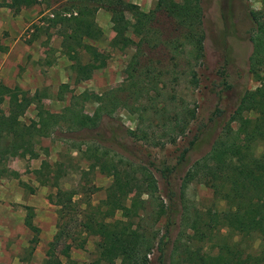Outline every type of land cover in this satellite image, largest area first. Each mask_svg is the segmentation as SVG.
<instances>
[{
    "label": "trees",
    "instance_id": "trees-1",
    "mask_svg": "<svg viewBox=\"0 0 264 264\" xmlns=\"http://www.w3.org/2000/svg\"><path fill=\"white\" fill-rule=\"evenodd\" d=\"M260 2L259 10L249 11L253 25L248 35L252 48L247 59L248 72L258 86L240 97L209 150L191 164L182 181L184 186L196 177L203 179L230 210L232 218L226 222L229 232L246 237L256 235L260 239L259 249L256 253L246 252L240 241L222 236L215 244V254L186 246L182 250L183 260L189 264H264V150H258V144L264 145V0ZM35 4H44L48 13L29 25L27 31L31 34L27 42L37 39L40 30L55 29V34L61 38L59 50L70 60L75 83L89 79L95 70L104 68L110 58L109 49L89 42L103 36V29L96 21L99 9L109 12L113 31L110 49L130 48L132 53L118 86L102 93L89 90L74 93L68 83H61L56 97L63 99L65 92H70L68 104L52 112L39 103L36 105L37 119L28 122L21 117L36 100L38 91L31 95L17 85L9 87L0 81V176L9 172L1 166L9 153L21 148L28 151L41 137L64 130L93 134L73 139L71 147L86 161L88 169L97 168L110 176L111 182L104 199L97 204L86 200L80 207L72 200L73 192L66 196L59 188L54 199L48 196L59 206V220L42 264H77L69 254L70 242L82 248L90 235L99 237L95 243L96 256L82 264H150L154 249L164 251L166 233L157 238L153 229L141 226V220L164 218L165 232H168L178 213L179 220L194 231L192 236L198 235L197 225L201 220H219L203 219L198 210L191 212L184 205L180 211L173 195L164 196L168 203L163 199L158 204L154 201L159 189L156 173L165 185H170L172 174L195 141L190 140L189 145L180 149L176 164L160 168L152 162L149 166L118 153L106 145L105 138L97 130L103 117L115 118V112L125 108L138 118L135 130L126 128L127 135L138 140L164 145L189 132L190 124L197 118V99L192 100L191 107L187 100L178 98L177 85L184 79L197 93L204 88L200 86L197 70L204 65L201 0H156L148 11L127 0H2L0 7L17 13ZM47 49L54 48L48 46ZM82 50L88 54L86 62L79 57ZM182 64L188 67L187 73L180 71ZM5 98L7 110L2 106ZM90 99L97 102L92 114L85 112L83 107ZM252 108L256 109V115L249 117L245 112ZM221 115L222 111L215 108L210 119ZM33 171L39 184L47 185L51 181L52 186L58 187L60 168L57 164L52 167L47 160H42ZM9 173L16 175V172ZM131 183L138 185L134 196H129L134 187ZM143 193L146 198L142 197ZM24 208V224L32 232L26 249L30 256L39 240L40 229L32 220L33 207L24 205ZM203 223L210 226L206 221ZM74 229L78 230L79 240L75 238ZM66 239L70 242L61 249L65 257L63 262L56 249Z\"/></svg>",
    "mask_w": 264,
    "mask_h": 264
},
{
    "label": "rangeland",
    "instance_id": "rangeland-1",
    "mask_svg": "<svg viewBox=\"0 0 264 264\" xmlns=\"http://www.w3.org/2000/svg\"><path fill=\"white\" fill-rule=\"evenodd\" d=\"M127 1L148 11L156 0ZM201 3L204 11V65L197 70L201 78L200 86L204 88L197 93V90L191 88L184 79H181L177 85L178 98L187 100L191 107L194 105L192 100L197 99V118L190 124L189 132L175 142L164 145H155L151 140H138L127 135L126 128L135 130L138 118L125 108L118 109L115 118L103 117L97 130L105 138L106 145L118 153L149 166H151L149 162H152L160 168L176 164L180 149L189 145L190 140L195 141L185 160L172 174L170 185H165L159 173H156L159 189L154 201L158 204V201L163 199L164 203H168L165 197L173 195L180 211L184 205L191 212L198 210L202 213L203 219L219 220H201L197 225L196 236H192L194 231L190 226L185 225L186 222L179 220L178 213L174 225L169 227L168 232H165L164 218L158 221L141 220V226L147 230L153 229L157 238L166 233L165 244L162 245L164 251L154 249L150 256V264H189L183 260L182 250L186 246L215 254L217 251L215 244L222 236L240 241V245L249 253H256L260 245V239L256 235L246 237L229 232L226 222L232 218L230 210L224 200L213 194L203 179L196 177L182 185L191 164L209 150L223 122L234 110L240 97L258 86L257 80L248 72L247 59L252 48L248 35L253 25L249 11L259 10L262 5L260 0H201ZM3 9L5 10L1 12L6 13H0V46L5 49L0 48V81L9 87L17 85L31 95L38 91L36 100L21 117L23 121L37 119L36 105L39 103L52 112L60 111L66 106L70 92H65L63 99L56 97L61 83H68L74 93L83 90L102 93L122 83L123 69L132 49H110L109 41L113 31L109 12L105 9H99L96 13V21L103 29V36L89 42L100 48L109 49L110 58L104 68L95 70L89 79L78 83L74 82L70 60L59 50L61 38L55 34V29L40 30L37 40L27 42L31 34L27 28L32 23L29 22L19 37L14 36V24H7L8 29H5L4 23L9 20L10 12L12 16L17 13L9 8ZM24 12H27L28 16L35 14L36 18L33 21L38 22L48 10H45L44 4H38L30 6ZM16 39L21 40L22 47L17 50L10 49L11 43ZM27 46L29 47L26 50ZM48 46H53L54 49L49 51ZM13 50L14 53H11ZM79 57L82 62L88 60V54L83 50ZM48 60L51 62L47 63ZM179 67L181 72L184 70L187 73L186 65L182 64ZM182 76L186 77L185 74ZM2 106L7 110V98L4 99ZM96 106L97 102L92 99L83 103L84 110L88 114H92ZM215 108L221 110L222 115L211 120ZM245 113L249 117H254L256 109L252 108ZM232 126L234 127L235 124ZM87 135L93 134H87L83 130L55 131L51 136L39 138L28 151L21 148L20 151L9 153L8 158L1 164L9 172H16V175L8 172L0 176V264H42L47 244L52 239L59 220L57 211L59 206L48 199L49 195L53 197L57 188L66 196L73 192L72 200L80 207L84 206L86 200L97 204L104 199L111 177L99 172L97 168L88 169L86 161L81 159L79 152L71 147L73 139ZM61 137L72 139L63 140ZM258 150H264L262 143L258 144ZM42 160H47L52 167H56L57 164L60 168L58 187L52 186L51 181L47 185L39 184L33 170L40 166ZM131 186L136 187V190L132 187L129 196H134L138 191V185L131 183ZM31 189L34 191L31 192ZM142 197L146 198L147 195L143 193ZM25 204L33 206L32 220L40 229L39 240L30 256L26 249L32 232L24 224ZM116 216H119V213ZM204 221L210 226H205ZM74 234L79 240L77 229H74ZM98 239V236H88L82 248L75 245V242L71 243L69 239L65 242L61 241L56 249L58 256L65 262L61 249L70 242V257L77 264L88 263L96 256L95 243ZM23 258L24 261L21 260Z\"/></svg>",
    "mask_w": 264,
    "mask_h": 264
},
{
    "label": "crops",
    "instance_id": "crops-1",
    "mask_svg": "<svg viewBox=\"0 0 264 264\" xmlns=\"http://www.w3.org/2000/svg\"><path fill=\"white\" fill-rule=\"evenodd\" d=\"M1 1L2 0H0V2ZM35 5H38V4H35ZM3 8H8V7H0V13H6V12H1V11L5 10ZM27 8H29V7H23L19 11V13L17 12V14L15 16H12V13L10 12L9 13V17H10L9 20L4 23V26H5L4 28L5 29H8V27L6 26L7 24H12V23L14 24V29H13L14 36L19 37L21 35V33L23 32V30L25 29V27H27V25L29 24V22H30V24L33 23L34 22L33 20H35V18H36V17H34L35 14H32L31 16H28L27 12H24ZM40 14L38 15V17L40 16ZM0 23H1V20H0ZM10 32H12V31H10ZM35 40H37V39H35ZM35 40H33L32 42H34ZM4 45H6V44H4ZM21 47H22L21 40L16 39V40H14V42L11 43L10 49L17 50L18 48H21ZM28 47L29 46H27L26 50L28 49ZM14 50L11 51V53L12 52L14 53ZM25 205L32 206L31 204H25Z\"/></svg>",
    "mask_w": 264,
    "mask_h": 264
}]
</instances>
